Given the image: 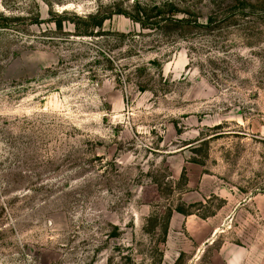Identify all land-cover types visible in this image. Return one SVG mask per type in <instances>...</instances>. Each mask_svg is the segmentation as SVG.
Instances as JSON below:
<instances>
[{
  "label": "rangeland",
  "instance_id": "rangeland-1",
  "mask_svg": "<svg viewBox=\"0 0 264 264\" xmlns=\"http://www.w3.org/2000/svg\"><path fill=\"white\" fill-rule=\"evenodd\" d=\"M0 264H264V0H0Z\"/></svg>",
  "mask_w": 264,
  "mask_h": 264
}]
</instances>
